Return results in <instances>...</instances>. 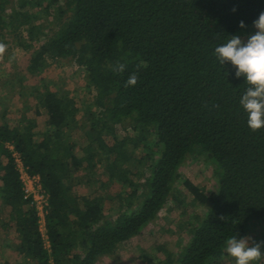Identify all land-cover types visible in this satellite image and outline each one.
Masks as SVG:
<instances>
[{
    "label": "trees",
    "instance_id": "1",
    "mask_svg": "<svg viewBox=\"0 0 264 264\" xmlns=\"http://www.w3.org/2000/svg\"><path fill=\"white\" fill-rule=\"evenodd\" d=\"M12 1L0 0V42L26 28L15 43L31 52L28 73L35 79L28 85L16 73L14 87L26 105L16 126L4 121L5 113L0 124V225L13 226L17 235L15 243L2 244L21 258L16 264H98L111 257L170 200L186 210L177 184L190 157L209 163L217 184L202 190L184 182L206 213L182 252L175 257L163 249L159 264H225L228 238L256 233L264 241V129L247 126L239 102L246 77L237 79L231 62L222 66L214 55L229 35L251 32L264 0H20L10 9ZM39 7L55 16L50 34L49 25L37 24ZM61 60L83 70L92 99H77L43 77L50 62ZM118 63L126 65L123 73L113 70ZM132 73L137 85L125 87ZM31 100L35 116L44 111L43 130L28 115ZM118 126L138 135L118 133ZM81 129L82 145L76 140ZM10 146L49 195L50 249L37 211L24 198ZM135 162L148 174L134 169ZM98 165L106 169L98 182L104 194L81 203L74 181L81 172L94 175ZM115 200L118 205H106Z\"/></svg>",
    "mask_w": 264,
    "mask_h": 264
},
{
    "label": "rangeland",
    "instance_id": "2",
    "mask_svg": "<svg viewBox=\"0 0 264 264\" xmlns=\"http://www.w3.org/2000/svg\"><path fill=\"white\" fill-rule=\"evenodd\" d=\"M19 6L20 0H13L9 7L11 9L18 8ZM29 7L31 10L34 9L31 5ZM43 8L44 7H39L35 10L36 15L39 16L37 24L49 25V27L45 28V32L50 34V31L57 27L52 25L55 16L49 15L46 12L44 13ZM25 29L26 28L24 27L21 28L16 35L11 32L7 35V42L4 43L8 47L4 55L0 56V124L3 122L2 116L5 113L6 116L4 121H7L11 126H16L20 121L21 114L26 105V98H20L18 94L19 90L16 86L14 87L15 83L18 81V75L16 73L25 74V84L30 85L35 83V79L28 73L31 52L19 48L15 43L16 37L22 38L25 34ZM255 31L257 30L252 28L249 34H252ZM247 35L248 34L243 35L241 38L246 40ZM37 45L39 46V44ZM47 76H51V78L53 77L52 83L54 85H57L60 89L68 91L77 99L93 98L90 94H86L87 90L85 88L87 82L83 70L71 60L50 62V66L43 74V77L47 78ZM32 103H34V101L31 100V104ZM30 107L31 110L28 115L37 118L39 129L43 130L45 120L44 111L41 110L43 114L35 116V105L32 104ZM79 120L80 124H82V129H85L84 125H86V118L84 117V113L80 114ZM82 129L76 136V140L80 145L85 144V133ZM116 131L130 137L138 135V133L130 127H127V129L123 131L122 127L118 126L116 127ZM154 138L155 137L153 136L150 139L155 140ZM138 151L137 156H140V151ZM131 166L134 169H139L141 172L143 171V176L144 173L148 174L147 170H143V167L139 162H135ZM105 171L106 169L104 165H98L97 170L94 171V175L89 172H81L78 174L77 179L74 181V192L77 193L78 199L81 203L84 198H90L102 193L104 194L103 190L100 189V183L98 182L102 179H106L104 178L106 174ZM179 173L181 177L177 187L179 189V197L184 201L186 210L183 212L182 209L177 206L175 201L170 200L160 212L158 218L145 228L140 236L120 244L114 255L102 258L98 264H159V261L166 257L163 249L168 250L175 257L182 252L184 247L190 241L191 229L196 226L198 220L206 213V208L194 201L191 193L184 187V182L189 180L202 190H214L217 181L210 164L202 158H188ZM135 179H141L143 183L142 178ZM112 188L113 189L110 188L109 191L111 190L113 194L119 190V187L116 185ZM109 191L107 193H109ZM106 205L108 207L116 206L118 205V200L112 201L111 203L107 202ZM3 219L5 221L8 220L7 213L3 215ZM1 227L2 225H0V264H3L4 261H10L12 264L21 262V258H16L15 251L6 244H2V241L11 244L15 243L17 238L14 237H17V235L14 227ZM256 235V233H252L249 236L255 241H258L256 240ZM225 264H235L234 258L232 259L229 257V259L225 261ZM255 264H264V256H262L259 261H256Z\"/></svg>",
    "mask_w": 264,
    "mask_h": 264
},
{
    "label": "clouds",
    "instance_id": "3",
    "mask_svg": "<svg viewBox=\"0 0 264 264\" xmlns=\"http://www.w3.org/2000/svg\"><path fill=\"white\" fill-rule=\"evenodd\" d=\"M239 26L241 29L247 27L243 21ZM253 27L257 31L248 34L246 40L238 34L229 35L225 43L215 47L214 55L222 66L231 62L237 79L246 77L249 87L239 102L247 113L248 128L257 132L264 129V11L253 21ZM7 47L0 42V56L4 55ZM125 69V64L118 63L113 70L123 73ZM138 79V75L132 73L125 87L136 86ZM219 219L223 221L225 218L221 216ZM225 252L234 258L235 264H255L264 256V241H255L250 236L230 237L225 242Z\"/></svg>",
    "mask_w": 264,
    "mask_h": 264
},
{
    "label": "built area",
    "instance_id": "4",
    "mask_svg": "<svg viewBox=\"0 0 264 264\" xmlns=\"http://www.w3.org/2000/svg\"><path fill=\"white\" fill-rule=\"evenodd\" d=\"M11 151L21 174V179L24 183V198L30 201L31 206L37 211L39 217V227L43 239L45 240L46 247L50 249V243L47 235V223L46 216L49 209V195L46 193L42 186L41 178L38 175H32L28 172L24 166L23 160L15 150L13 146ZM48 244V245H47Z\"/></svg>",
    "mask_w": 264,
    "mask_h": 264
}]
</instances>
